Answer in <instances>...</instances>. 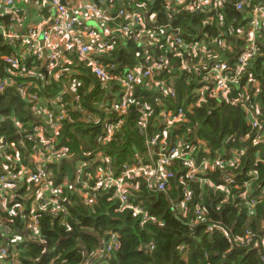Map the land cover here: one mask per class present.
Here are the masks:
<instances>
[{"label": "trees", "instance_id": "obj_1", "mask_svg": "<svg viewBox=\"0 0 264 264\" xmlns=\"http://www.w3.org/2000/svg\"><path fill=\"white\" fill-rule=\"evenodd\" d=\"M145 2L148 9L154 15V21L158 26L170 24L174 29H180L187 44L195 41H225L226 45L232 46V51H221L223 57L231 64L243 48L245 43L239 37V33L245 24L247 8L237 11L234 5L242 0H224L221 6L210 14L182 13L173 19H168L163 0H139ZM117 2V0H115ZM3 24L8 23V18H0ZM239 24V25H238ZM261 41V39H260ZM221 45V44H220ZM142 53L131 42H116L111 56L104 55L102 63L112 76L121 75L125 70H130L138 60L135 53ZM168 47L163 44L161 50L155 52L156 56L164 55L168 60L166 71L156 80L174 88L175 98L167 97L149 81L143 82L136 87L135 98L139 105H148L149 123L146 133L148 136L160 132L161 126L157 120L160 103L167 109L182 106L188 124L173 129L169 134L168 141L174 144L176 137H181L187 144L196 146L200 140L207 145L210 152L208 155H198V161L206 159L213 162L215 158L223 161L230 160L232 151L239 153L234 168L226 167L235 175L237 186L243 182H251L253 195L256 190L264 186V134L257 136L256 130L252 129L246 120L240 104L235 100L242 95V85L233 90L228 101L205 95V100L199 105L189 107L194 103L192 98L197 89H200V79L191 72L180 71L179 58L168 53ZM182 52V50H181ZM18 59L19 68L30 73L22 78L12 76L14 83L6 87L0 93V153L5 156L19 154V163L28 164L31 151L36 147L32 140L22 138L18 143V130L31 132L40 120L34 119L32 113H27L32 104L19 90V85L27 86L26 93H35L40 102L63 96L68 105L76 108L72 122L63 121L56 135L58 148H65L66 157L48 167L52 174L55 186H62L54 197L64 212L52 216L49 211H36L38 221L37 242L28 241L18 245L13 264H258L259 255L257 250L240 248L228 252L229 242L219 233L208 235L205 232L206 223L218 224L223 227L228 235L240 236L250 230L258 239L264 238V199H262L255 211L247 213L245 207L237 206L239 202L236 190L222 193L205 187L203 194V209L206 221H201L192 227L189 226L190 216L186 220L175 217L170 207V201H177L181 196L182 187L189 183L180 175L183 183L174 178L168 194L159 195L150 193L139 182L137 192L130 194L129 202L133 206L141 208L148 217L142 221L141 215H134L132 210L117 211L119 203L112 198L109 191H101L96 195L95 203L85 205L83 196L74 188L63 186L65 180L72 182L74 173V161L92 159L89 157L102 152L110 159V164L116 174L127 163L135 161L137 156L145 152V138L139 133L138 114L135 110H129L125 116L117 113L108 114L98 110L105 94L106 87H116L113 82L103 85L94 76L90 68L81 64L78 70L82 75L73 74L64 76L58 80L44 79L41 72L42 62L21 58L3 38L0 36V73L10 67L5 59L8 57ZM119 58L118 62L116 59ZM115 59V60H113ZM114 61V62H113ZM117 66L112 71L110 65ZM119 65V67H118ZM122 65V66H121ZM68 69V68H67ZM56 72V71H54ZM52 71L50 72V74ZM251 76L258 84L259 93L256 102L260 105L264 116V46L258 44L257 57L251 62L243 75V81ZM73 80L77 85L71 91ZM172 81V86L170 84ZM66 82L68 84L65 88ZM243 84V83H242ZM33 85L38 89L34 90ZM253 90V88H252ZM253 91H251L252 94ZM45 99V100H44ZM39 102V103H40ZM84 114H93L98 117V123L84 122ZM78 120H83L78 122ZM113 128L114 138L109 142L101 143L107 135L110 125L118 124ZM31 124V127H29ZM34 125V127H32ZM260 140L257 143L254 141ZM21 145H23L21 147ZM12 147L14 150H12ZM27 154V157L25 154ZM89 156H86V155ZM69 157V158H68ZM2 157L0 162H3ZM68 158V159H67ZM7 163V162H6ZM10 166L9 164H7ZM172 169H182L175 164ZM2 172L0 168V173ZM222 171L217 170L212 174L214 180H219ZM18 190L22 186L28 187L25 181L14 182ZM90 184H93L91 182ZM33 183L29 184L30 189ZM193 191V199L198 198V188L194 183L189 184ZM25 187L21 190L20 198L10 199L6 206L13 215L0 208V247L4 245L11 258V244L2 238V225L4 224L11 235H22L26 219L30 217V201L22 200ZM242 190V189H241ZM223 199L227 200L226 202ZM23 208L24 218L18 214L19 207ZM111 236L117 237L118 249L105 257L103 246ZM181 245H186L182 253L179 252Z\"/></svg>", "mask_w": 264, "mask_h": 264}, {"label": "built area", "instance_id": "obj_2", "mask_svg": "<svg viewBox=\"0 0 264 264\" xmlns=\"http://www.w3.org/2000/svg\"><path fill=\"white\" fill-rule=\"evenodd\" d=\"M21 1L38 3L41 7L38 9L39 13L45 9L49 10L51 26L48 33L38 36L36 27L32 26L24 37L13 35L11 29L15 26V22H22L21 18H23L18 16L20 9L18 4ZM223 1L163 0L166 8L165 13L170 20L182 13L203 12L210 14L220 7ZM98 3L99 5L91 0H0V18H8L7 24L0 22V36L9 46H13L16 42L27 44V54L25 57H21L22 59L40 62L45 59L46 71L49 74L51 71H56L55 73L60 78L77 74L74 70L64 67L65 61L61 60L62 53L59 50L49 49L52 40L56 39L70 50L80 64L89 67L103 85L113 82L118 87V98L104 106V111L107 114L117 113L120 116H125L129 110H135L138 114L139 133L145 138V152L142 156H137L135 161L124 165L116 174L110 164V159L102 152L91 156L87 154L86 156L92 157V159L74 161L73 180L72 182L65 180L62 185L74 188L83 196L85 205L95 203L98 192L109 191L112 193V198L119 203L117 208L119 213L132 210L134 215L142 216V221H147L146 213L141 208L130 204V194L138 191L139 182H141L148 192L166 196L173 179L177 177V174L183 173L189 183L183 185L181 196L177 201H170V207L179 220H186L190 216L192 218L190 227L200 224L201 221H206L203 209L205 187L226 194L236 190L235 198L239 201L237 206H244L247 213L254 212L258 203L264 199V186L258 188L252 197L251 182H243L237 186L235 175L225 169L226 167H235L239 153L232 151L233 158L226 162L218 157L213 162L206 159L198 161V155L205 156L210 152L202 141L197 140L196 146H193L178 136L174 144H171L168 141L170 132L179 126L188 124L182 106L167 109L159 103L157 120L161 130L156 135L148 136L146 130L150 118L149 108L147 104L139 105L135 98V91L139 84L149 81V84L158 88L164 96L175 98L174 88L156 80L162 76L168 66V60L164 55H155V52L161 50L162 45L165 44L168 47V53L179 58L178 69L191 72L190 76L194 75L200 79L201 87L196 90L192 98L195 102L190 103L189 107L199 105L205 100V95L228 101L233 90L242 85L243 93L234 102L242 107L247 124L256 130L257 136H262L264 134V116L260 105L256 102L259 93L258 84L251 76L245 82L242 79L248 65L257 57L258 44L264 46V0H242L234 5L235 10L241 11L243 7H246L248 12L245 24L239 33V37L245 45L239 49L233 64L220 53L233 49L232 46L226 45L225 41L220 43L216 41L202 42L195 41L192 37L193 42L187 44L180 29H174L170 24L158 26L154 21V15L150 12L151 9H148L145 2L139 0H117V2L115 0H98ZM109 24L116 25L113 38L102 39L100 28L107 27ZM118 41L131 42L142 50V53L139 51L135 53L138 60L132 69L125 70L121 75L112 76L110 71L105 69L102 59L104 55L111 56ZM5 62L10 67L4 74L0 73V93L6 87L14 84L11 80L12 76L25 78L30 74L25 73L24 67L19 68L20 65H18L16 57H8ZM110 66L112 71L119 69L113 64ZM43 68H41V72ZM67 70L70 72L67 73ZM76 85V80H73L71 91ZM27 86L20 84L18 87L27 97L28 102L32 104L31 110L35 111V115L41 117L42 121L32 131L38 136L19 129L18 137L19 140L20 138H24L26 141L32 140L37 146L27 157L30 160V165L27 166H8L11 158L4 155V163L0 162L2 170L0 173V208L8 212L6 209L8 200L13 198L9 197L10 199H8L5 192L9 185L15 184L16 181H25L28 185L33 183L31 189L34 193L30 198H25L30 201V217L29 220L25 218L26 223L22 235L13 236L4 224L1 226L2 238L11 244L14 251L10 258L7 248L2 245L0 247V264H13L15 249L18 245L28 241L37 242L38 221L33 213L47 210L52 216H56L59 212H64L60 201L54 197L62 186L54 185L48 166L53 162H58L59 154L63 152L56 149V135L65 118L64 110L68 103L63 96H58L52 100L48 110L42 111L38 106L40 100L37 95L26 93ZM33 89H38L37 85H33ZM251 91H253L252 94ZM57 106L61 109L59 113H56ZM118 125L119 123L111 129L117 128ZM111 139L110 131L101 140V143L109 142ZM258 141L260 140L255 139L254 143ZM175 164L181 166L182 169L174 171L172 167ZM217 170L222 171V175L219 180H214L212 174ZM180 175L177 177L178 180L181 178ZM91 182L93 184H90ZM179 183H183L182 179L179 180ZM190 183L197 185L199 193L196 200L193 199V191L189 188ZM223 201L227 200L223 199ZM13 210L8 213L13 215ZM18 214L24 218L22 209L19 208ZM206 224L204 225L205 232L208 235L216 232L229 242L228 252L240 248L257 250L258 264H264V238L258 239L256 234L250 230L240 236H230L218 224ZM185 247L186 245H181L179 252L182 253ZM102 249L100 257L104 253L105 257H108L112 251H116L118 249L117 237L111 236Z\"/></svg>", "mask_w": 264, "mask_h": 264}, {"label": "crops", "instance_id": "obj_3", "mask_svg": "<svg viewBox=\"0 0 264 264\" xmlns=\"http://www.w3.org/2000/svg\"><path fill=\"white\" fill-rule=\"evenodd\" d=\"M85 1V0H83ZM94 2V0H91V2ZM18 7L20 8L18 10V16L19 17H23L21 18L22 19V22H15V26L11 29V32L13 33V35H18L20 37H24L29 28L32 27V26H35L36 27V33L38 34V36L40 34H46L48 33L49 31V28L51 26V13L49 12L48 9H45L43 10L42 12H38V9H41L40 5L38 3H35L33 1H21L19 4H18ZM18 17V18H19ZM90 27H93L91 25H89ZM94 28V27H93ZM108 29V30H106ZM116 30V25L115 24H109L107 27L105 26H102L100 28V37L102 39H111L113 38V31ZM24 39L22 38V41ZM25 46V47H24ZM13 49H15L17 55L19 57H25L26 54H27V44H22V43H19V42H16V44H14L13 46H11ZM50 50H59L61 53H62V56H61V60L64 59L65 63H64V67L65 68H68L70 70H74V72L78 73V75H82V73H80L78 70L81 68V64L77 61V58L70 52L69 49H67L64 44H62V42H59L58 40L54 39L52 40V43L50 44V47H49ZM44 58V57H43ZM119 58H117L116 60H118ZM115 60V59H114ZM120 61V59H119ZM118 61V62H119ZM46 60H42V67H44V73L46 72L47 70V67H46V64H45ZM122 66V65H121ZM119 67V65H118ZM68 71V70H67ZM70 71H68L67 73H69ZM49 79H53V80H58V79H61L57 73H55L54 71H52V73L50 75L47 76L46 78V81H48ZM171 83V81H170ZM115 85V84H114ZM68 84L66 82V85H65V88H67ZM106 97H105V94L102 96V103L99 104V105H96L98 106V110L101 111L102 113L105 114V116H108V114L104 111V106L105 104H107L108 102H110L111 100H114V99H117L118 98V95H119V91H118V87H106ZM45 100V99H44ZM52 100H45V101H41L38 106L40 108V110H48L51 106V103H52ZM32 107V106H31ZM30 107V110H27V113L30 114V112L32 113L34 119L36 120H40L39 122H41L42 118L35 115V111L33 112ZM61 111V109L58 108L57 106V111L56 113H59ZM76 108H72L71 107V104L70 106L67 105V107L65 108L64 110V115H65V118L63 121H67L69 120V122H72L73 118L75 117L74 116V113L76 112ZM84 122H87L88 124L89 123H94V124H97L98 123V117H96L95 115L93 114H84ZM62 121V122H63ZM83 120H78V122H81ZM115 126V125H110L108 127V132L111 131L112 133V139L114 138V132L112 131V127ZM31 127V124L30 126ZM34 127V125L32 126ZM35 128V127H34ZM34 128H32L34 130ZM32 130V131H33ZM30 132L29 134L33 133V132ZM35 134V136H38L36 133H33ZM108 134V133H107ZM18 138V143L20 142L19 140V137L17 136ZM23 145H21L22 147ZM1 145H0V149H1ZM12 150H14V148L12 147ZM57 150L59 151H63L61 152V154H59V158L62 159L64 157H66V153H65V148H57ZM99 152V151H98ZM25 154V153H24ZM144 154V153H143ZM4 153L1 152L0 153V159L2 157H4ZM26 157H27V154H25ZM8 158H11L10 162H8V164L11 166V167H18V165L20 166H27V165H23V164H20L19 162V154L18 153H15V154H12L10 156H8ZM231 158H233V156H231ZM5 159V158H4ZM2 159V160H4ZM59 159V160H60ZM53 163H56V162H53ZM28 164H30V160L28 159ZM25 186V185H24ZM23 187V186H22ZM22 190V189H21ZM20 190V191H21ZM34 191L33 189H30V186L28 185V187L26 188L25 186V190H24V193L22 194V198H30L31 194H33ZM20 194V192H19ZM14 209V208H13Z\"/></svg>", "mask_w": 264, "mask_h": 264}, {"label": "rangeland", "instance_id": "obj_4", "mask_svg": "<svg viewBox=\"0 0 264 264\" xmlns=\"http://www.w3.org/2000/svg\"><path fill=\"white\" fill-rule=\"evenodd\" d=\"M104 154V153H103ZM105 155V154H104ZM107 157V156H106ZM17 187L16 184H12V185H9V187L7 188L6 192H5V195L6 197H10V198H15L17 194H19V192H21L20 190L22 189V187H20L18 190H15L14 189ZM9 194V195H8ZM17 198H20V196L18 195ZM22 198V197H21ZM22 200H24L25 202L27 201L26 199L22 198ZM13 208H16V206H14ZM17 208H20V209H23L21 208V206L17 207ZM28 219V218H27ZM1 225V224H0Z\"/></svg>", "mask_w": 264, "mask_h": 264}, {"label": "water", "instance_id": "obj_5", "mask_svg": "<svg viewBox=\"0 0 264 264\" xmlns=\"http://www.w3.org/2000/svg\"><path fill=\"white\" fill-rule=\"evenodd\" d=\"M94 3L97 4V5H99L98 0H94ZM117 61H119V59H118ZM42 71L44 72V70H42ZM44 74H45V76L47 77V75H48L47 72H45ZM170 84H171V86H172V81H171Z\"/></svg>", "mask_w": 264, "mask_h": 264}, {"label": "clouds", "instance_id": "obj_6", "mask_svg": "<svg viewBox=\"0 0 264 264\" xmlns=\"http://www.w3.org/2000/svg\"><path fill=\"white\" fill-rule=\"evenodd\" d=\"M43 69H44V68H43ZM43 69H42V70H43ZM46 72H47V71H46ZM42 73L44 74L43 71H42ZM47 74L50 75L48 72H47ZM48 75H47V76H48ZM46 78H47V77H46L45 74H44V79L46 80Z\"/></svg>", "mask_w": 264, "mask_h": 264}]
</instances>
